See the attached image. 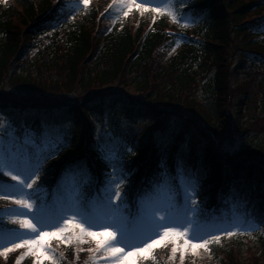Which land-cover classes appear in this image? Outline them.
I'll return each instance as SVG.
<instances>
[{
  "label": "trees",
  "instance_id": "obj_1",
  "mask_svg": "<svg viewBox=\"0 0 264 264\" xmlns=\"http://www.w3.org/2000/svg\"><path fill=\"white\" fill-rule=\"evenodd\" d=\"M174 2V10L178 17L200 13L202 19L197 27L185 28V32L191 35L180 44V49L166 60L170 69L166 74L170 71L178 73L174 77L176 84L167 85L165 88L167 91L165 97L169 105L177 103V96L181 89L187 88L188 84L195 81L196 77L203 72V62L216 59L215 48L222 47L230 34L247 33L249 30L255 34L257 28L264 26V0H179L177 3ZM54 6L55 0H6V2L0 0V82L7 78L6 69L11 61L15 60L19 54L22 55L19 51L20 37L25 35L36 38L37 33L41 31H51L54 21L64 24V38L58 43L62 44L63 52L58 57L59 46L56 44L55 50H50L51 57L49 58L63 60L68 75H71L69 78L71 82L82 81L83 84L88 81L83 86L84 89L112 85L117 78L120 79L122 74L123 76L129 74L138 63L146 65L152 61L154 56H160L162 54L160 51L167 52L175 42V36H172L171 32H166L165 28L169 25L174 28L178 27L167 14H164L161 17L156 16L148 28L143 24L145 17L139 20L141 24L134 27L129 26L126 19L118 21L110 30L109 35L103 38V46L98 42L90 51L92 45L90 28L98 20L96 9L89 8V6L78 8L74 10L72 15L74 17L71 19L68 17L57 19L52 17L59 16L56 15L57 11L52 14ZM49 10L53 20L49 21L45 16L40 19ZM252 15L254 18L251 20L249 18ZM148 16H150L149 13ZM255 38L256 40H253ZM255 38L252 37L245 41L244 46H252L264 53V37L255 36ZM96 51L99 53L93 56ZM92 58L94 60L101 58L99 64L95 65L96 67L92 66L93 69L83 70V65ZM78 67L82 69L77 71ZM9 72L11 74L8 79L10 76V79L14 78V81L10 83L11 86L26 89L32 84L29 74L14 77L12 71ZM77 75H80L82 80L80 78L77 80ZM225 79L226 74L216 72L210 89L213 92L223 90ZM134 80L136 86L142 84L139 85L138 91H144L142 89L146 78L136 76ZM144 97L154 99L151 92L145 94ZM124 101L125 104H119L117 107L122 115L126 117L133 116L135 113L140 115L141 112L134 110L135 104L129 98ZM67 105L69 104H65L67 108L64 112L71 123L64 143L67 146L61 147L57 155L43 163L39 173L40 179L32 189H28V193L41 189L42 194L37 198L44 194L50 198L55 188L59 189L57 187L59 177L66 172L68 167L75 166L83 168L87 173L84 184L79 189V196L86 206L91 207L89 202L92 193L96 192L102 198L104 193L101 190L105 186V174L111 172L112 169L106 161L101 159L96 145L92 120L96 107L82 105L78 108ZM142 115L141 123H144L142 132L133 139L135 142L132 151L122 155L120 166L127 175L125 184L121 186L122 202L114 200L115 204L120 205L122 213L127 215L130 211L136 210L137 195L144 193L147 190L146 186L156 181L161 171L167 174L165 182L169 183V180L171 183L175 182L172 157L177 147L168 149V146L183 139L187 147L186 158L189 164L191 163V167L202 166L205 171L204 177L199 180V214L220 204L228 211L234 208L240 210L242 214H247L254 225L260 229V231L251 233H236L230 237L221 236L218 241L211 240L209 246L214 260L218 264H247L248 260L241 261L238 257L239 249H242L241 243L244 240L252 239L259 245L262 264H264V193L258 194V186L264 184V161L260 158L262 152L258 150L240 151L233 157L222 159L203 136L198 125L194 123L206 124L214 134L218 132L220 126L217 127L205 118L206 114L203 111L195 114L196 119L179 114H166L153 109H147L142 112ZM154 130H161L164 135L158 140L152 138L151 133ZM144 173L146 179L141 182L140 175ZM235 181H245V188L237 189L235 193L237 195L234 194L231 199H228L227 193L232 190V184ZM172 185L175 186L174 183ZM218 195L223 197V203L216 202ZM37 198L33 197L39 204L41 201ZM176 198H179L178 192ZM228 243L229 248L221 247L222 244L227 247ZM71 256L73 255L68 250L57 264H72ZM170 256L155 254L140 264H174ZM42 264L48 263L43 262Z\"/></svg>",
  "mask_w": 264,
  "mask_h": 264
},
{
  "label": "rangeland",
  "instance_id": "obj_2",
  "mask_svg": "<svg viewBox=\"0 0 264 264\" xmlns=\"http://www.w3.org/2000/svg\"><path fill=\"white\" fill-rule=\"evenodd\" d=\"M75 1H77V3ZM61 2L62 4L68 5V10L65 9L64 12L58 11L57 14L61 17H64L66 12L76 8V4H79L81 8L85 7L79 3V0H59L55 7H59ZM138 2L141 1L137 0V3ZM150 5L158 7L160 5L159 0H153ZM88 6L89 8L96 9L99 17L93 27L90 28L92 37L90 51L95 48L98 42L103 46V38L109 35V30L113 24V20L110 19L109 16L118 18L119 15H123L127 20V24L132 27L141 24L139 20L144 17L143 24L146 28L150 27L154 22V17L148 16V13H152V11L141 13L135 7L122 10V6L117 0H90ZM126 10H128L127 16L123 14V11ZM131 10H135V14L130 13ZM53 12L54 10H52V14ZM253 18L254 16L252 15L249 19L252 20ZM63 28L64 27H57L55 31L42 33L37 35L36 38L26 37L25 35L20 37L19 51L22 55L19 54L15 60L13 59V61H11L10 66L6 69L7 78L4 80L2 79L0 82V111L9 109L10 107L19 109V112L18 110H15L16 112H13V110L10 111V115L7 114L8 111L6 113L1 112L10 119L15 127L19 125L16 120L19 122L24 118L32 120L34 119L32 117L35 112H37L36 117H39L41 121H45L51 114L48 118L51 122H49L48 125L57 130L62 140L66 133V123L63 124L64 122L59 123V121H57L56 115L58 113L56 111L43 115L39 113V111H41L40 109L48 107L55 108L69 103L73 104L74 107H79L83 102L93 101V103L96 101L97 105H100L101 102L112 104L118 103L119 100L122 99L121 96H124L123 99L129 98L133 104H142L143 106L152 105L156 108L162 107L168 110V112L173 114L179 113L184 117L187 116L192 119H196L195 114L197 112L203 111L204 114H206L204 115L205 118H208V120L213 122L217 127L220 126L218 132L214 134L206 124L194 123L198 125L203 132V136L211 143L214 151L220 155L222 159L233 157L240 151L258 150L262 152L260 155L261 161H264V63L259 64L258 62L259 60L264 62V55L261 50L253 48L252 46H244V42L250 40L252 37L255 38V36H257L259 38V36L253 34L251 30L247 31V33L230 34L222 47L215 48L216 59H209V62H203V72L196 77L195 81L189 84L187 83V88L181 89L177 96V103L169 105L170 103H167L165 97L167 92L165 88L167 85L176 84L174 77L178 73L170 71V73L166 74L170 70L166 60L180 49L178 46L185 40L183 36L189 38L191 33L185 32L167 52L160 51V54H162L158 57L154 56L152 61L146 65L138 63L131 69L129 74H124V76L122 74L120 79L117 78L112 85L103 88L91 87L84 89L83 86L87 84L88 81L83 84L82 81L75 83L71 82L69 80L71 75H68L63 60L59 58H49L51 57L50 50H55L54 47L56 44L59 46L58 57L59 55L61 56L63 52L62 44H58L59 41L64 38L63 34L65 31ZM165 31L181 34V30L172 27V25L165 28ZM253 40H256V38ZM100 48L101 46L99 49ZM98 53L99 52L96 51L93 56H97ZM247 57H250L251 61L247 60ZM99 59L101 58L97 60H94V58L88 59L82 67L83 70L93 69L92 66L96 67L95 65L100 62ZM216 63L217 66H215ZM82 68L78 67L77 71H80ZM9 71H12L14 77L24 75L25 73L29 74V79L32 84L26 89L11 86L10 83L14 81V78L10 79V76V80L8 79L9 74H11ZM216 72L226 74V79L224 89L213 92L212 89H210V84ZM139 75L146 78L145 85H143L144 88L142 89L144 91H138L139 85L142 84L138 86L135 85L136 81L134 78L136 76L140 77ZM79 78L82 80V77L77 75V80H79ZM148 92H151L154 99L144 97ZM10 102L12 103L10 104ZM122 103L125 104V101H122ZM152 103L157 104L153 105ZM108 114H110L109 110ZM212 114H214V117ZM136 119V116H134V121H130L124 116L118 115L117 111L113 116L106 114L103 117H96V132H98L97 134L101 144H105L109 147L116 144L119 149L127 147L129 145L130 136L132 137L131 134H135L137 130H141L142 127H144V123L138 125ZM24 127L23 123L16 127L17 135H23ZM31 131L36 134L35 139L40 142V134L42 131L39 132V130H37L36 132L33 128ZM159 136H161V133ZM5 139H7V137H5ZM39 142L37 143L39 144ZM226 144L232 145V150H226ZM176 166L177 162L175 163V168ZM78 172L84 176L86 175L83 169L78 170ZM203 174L204 172L202 169H198L192 173L196 178L202 177ZM3 177L7 182L12 184L15 183L10 177ZM67 179L68 186L72 187L75 180H77V175H69ZM240 188H245L244 182H236L233 184V191ZM262 188H264V185ZM165 194L166 190L160 189V196L162 199ZM9 204L10 201L8 200H0V208L7 207ZM139 205V210L141 211V204L139 203ZM12 207L15 208L16 206L12 205ZM99 210L100 205L96 207L94 211ZM3 211L0 212L2 213L0 216H4ZM145 211H147V209H145ZM234 214L240 218V222L243 225H249L248 221L245 220V216L234 211L228 218H225V216L220 213L213 215L210 221H215L217 223L215 225L210 224V226L224 227L226 223L233 222ZM203 221H205V219L198 222L204 225ZM77 222L81 221L78 219L73 223ZM132 224H136L134 228L131 229L133 232L145 231V225L142 221L136 222L135 220L134 222L132 221ZM210 229V227H205L203 231H210ZM48 231H51V229H48ZM93 231H99V229L94 228ZM113 231H115V229H113ZM197 235H203V232L197 233ZM117 236H119V234H117ZM150 238L155 239L156 237L152 235ZM96 239L97 238L85 236L82 239L74 238L66 243L62 239L50 238L48 244L52 249L51 255L56 260V264L68 250L71 251L73 255L71 256L72 264H113L112 257L101 250V246L97 245ZM180 243H182V241H180ZM241 244L242 249H239L238 256L241 261L248 260V262H246L247 264H262L263 260L260 255V248L255 241L252 239L244 240ZM228 245L229 243L227 247H224L222 244L221 247L226 249L229 248ZM138 246L142 247V244ZM119 247L123 248L124 245L121 244ZM210 249L209 243L207 249L198 248L192 250L188 248L184 253V258L181 259L180 251L175 253L172 252V243L169 238L161 242V244L154 246L146 259L151 258L155 254H160L164 257L171 255V261L174 264H184L185 262H187V264H218L214 260ZM25 251L26 250L21 247L9 251L6 255L0 254V264H17L18 257H21L19 264H34L35 257L31 255H22ZM146 259L142 257L139 260V264L143 263ZM43 262L52 264V261L48 259H43L41 264Z\"/></svg>",
  "mask_w": 264,
  "mask_h": 264
},
{
  "label": "snow or ice",
  "instance_id": "obj_3",
  "mask_svg": "<svg viewBox=\"0 0 264 264\" xmlns=\"http://www.w3.org/2000/svg\"><path fill=\"white\" fill-rule=\"evenodd\" d=\"M89 2L90 0H79V3L85 7ZM117 2L122 6V10L135 7L141 13L152 11L167 14L174 22L179 23L183 20V26L189 23V18L183 15L177 16L174 0H159L162 6L154 8L150 7L152 0H144L141 3H137V0H117ZM123 14L127 16L128 11H123ZM35 136L36 134L28 128L24 129L22 136L17 135V128L9 118L0 113V173L15 181L14 184L5 185L7 194L0 198L10 201L4 212V218L11 224L18 225V228L0 232V254L6 255L13 249L23 247L26 251L22 255L34 256V264H41L43 259L51 260L52 264H56L48 244L50 238L62 239L67 243L74 238L82 239L88 236L97 238V245L112 257L113 264H139V260L142 257L146 259L154 246L169 238L172 252L180 251L183 259L188 248L207 249L210 240L218 241L221 236L230 237L254 227L250 224L243 225L236 214L233 215V222L226 223L224 227L201 225L198 222L199 181L195 176L186 174L183 161L177 160L176 181L182 192V202L177 206V193L170 180L163 199L160 196L159 186H153V189L146 191L140 199L141 211L138 220L144 223L145 231L133 232L129 227V219L122 213L120 205L113 203L114 200L122 202L121 186L125 184L127 175L120 166L122 157L118 155L119 147L116 144L110 147L105 144L99 145L101 159L105 160L112 169L105 174L100 210L94 211L86 206L79 196L77 187L76 198L62 207L53 217L46 212L43 203L38 204L32 198L33 194L25 190L32 189L40 179L39 173L43 163L57 155L61 147L67 145L61 142L57 130L49 125L44 126L39 144ZM225 148L232 150L233 146L226 144ZM127 151L131 152L132 148L128 147ZM21 160L23 163L20 162ZM12 205L16 207L13 208ZM69 213L73 215L69 216ZM78 219L81 222L73 223ZM205 227H210L211 230L203 231ZM94 228L99 231H93ZM200 232H203V235H197ZM152 235L156 238L151 239ZM121 244L124 245L123 248L119 247ZM140 244L142 247L138 246ZM20 259L21 257L17 258V264Z\"/></svg>",
  "mask_w": 264,
  "mask_h": 264
}]
</instances>
